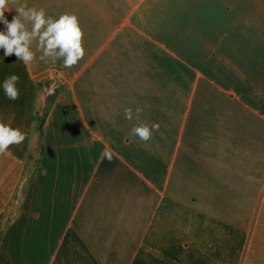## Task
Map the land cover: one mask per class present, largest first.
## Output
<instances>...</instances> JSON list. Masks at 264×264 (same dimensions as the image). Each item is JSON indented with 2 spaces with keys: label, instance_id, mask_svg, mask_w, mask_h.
I'll return each mask as SVG.
<instances>
[{
  "label": "crops",
  "instance_id": "0c3cea01",
  "mask_svg": "<svg viewBox=\"0 0 264 264\" xmlns=\"http://www.w3.org/2000/svg\"><path fill=\"white\" fill-rule=\"evenodd\" d=\"M25 2L75 14L86 51L0 49V121L25 134L0 155V264H264V0ZM128 107L160 124L147 143Z\"/></svg>",
  "mask_w": 264,
  "mask_h": 264
},
{
  "label": "clouds",
  "instance_id": "9594fccd",
  "mask_svg": "<svg viewBox=\"0 0 264 264\" xmlns=\"http://www.w3.org/2000/svg\"><path fill=\"white\" fill-rule=\"evenodd\" d=\"M9 4L16 6L17 13L11 21L4 15ZM0 23L6 26V31H0V49L4 50V56L15 54L26 67L36 61V52L41 53L38 57L40 61L55 63L62 60L66 68L75 66L85 56L84 30L75 14L64 13L53 18L46 14L45 9L29 7L26 2L21 3V0H0ZM34 43L35 51L32 49ZM18 81L19 76L16 74L5 77L3 81L2 88L10 100L19 98ZM142 111V108L137 107L133 112L128 107L124 109V114L126 120L137 121L128 135L147 143L153 132L160 130V124L140 123ZM24 140L25 134L19 128L0 121V155H6L10 146L20 145ZM102 158L111 161L112 153L105 149Z\"/></svg>",
  "mask_w": 264,
  "mask_h": 264
},
{
  "label": "trees",
  "instance_id": "16d2710c",
  "mask_svg": "<svg viewBox=\"0 0 264 264\" xmlns=\"http://www.w3.org/2000/svg\"><path fill=\"white\" fill-rule=\"evenodd\" d=\"M45 117V116H44ZM42 118V120L39 122V125H40V128L42 127V122H43V120L45 119V118Z\"/></svg>",
  "mask_w": 264,
  "mask_h": 264
},
{
  "label": "rangeland",
  "instance_id": "374dc122",
  "mask_svg": "<svg viewBox=\"0 0 264 264\" xmlns=\"http://www.w3.org/2000/svg\"><path fill=\"white\" fill-rule=\"evenodd\" d=\"M3 221H0V224L2 223Z\"/></svg>",
  "mask_w": 264,
  "mask_h": 264
}]
</instances>
